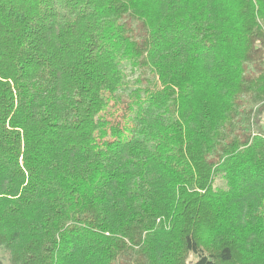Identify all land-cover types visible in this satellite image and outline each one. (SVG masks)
Masks as SVG:
<instances>
[{
  "label": "trees",
  "instance_id": "16d2710c",
  "mask_svg": "<svg viewBox=\"0 0 264 264\" xmlns=\"http://www.w3.org/2000/svg\"><path fill=\"white\" fill-rule=\"evenodd\" d=\"M263 113L264 0H0V249L264 264Z\"/></svg>",
  "mask_w": 264,
  "mask_h": 264
},
{
  "label": "rangeland",
  "instance_id": "374dc122",
  "mask_svg": "<svg viewBox=\"0 0 264 264\" xmlns=\"http://www.w3.org/2000/svg\"><path fill=\"white\" fill-rule=\"evenodd\" d=\"M127 74L128 84L125 85L122 90H120L116 97H110L107 92L103 93V97L107 101L108 106L107 109L102 113V117L105 120H108L113 125H115L117 122L129 124V126L133 125L131 124L130 120L131 113L126 109L123 99L127 97L131 90L144 86L140 83H137V80H139L138 73L131 72V70L128 68ZM147 78L150 81L153 80V77H151L150 75H148ZM253 130L255 132L264 134V113L262 114L259 123L253 126ZM91 142L92 144H100V140L97 136H94ZM215 186L218 188L226 187L225 182L220 178L216 180ZM9 258V253L7 251H4L3 249H0V260L3 262V264H10ZM189 261V264H195L197 261V257L195 255H192Z\"/></svg>",
  "mask_w": 264,
  "mask_h": 264
}]
</instances>
